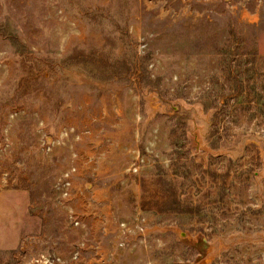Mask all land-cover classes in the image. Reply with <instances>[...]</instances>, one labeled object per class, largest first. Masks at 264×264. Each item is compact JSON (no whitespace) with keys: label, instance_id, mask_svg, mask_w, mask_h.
Listing matches in <instances>:
<instances>
[{"label":"rangeland","instance_id":"374dc122","mask_svg":"<svg viewBox=\"0 0 264 264\" xmlns=\"http://www.w3.org/2000/svg\"><path fill=\"white\" fill-rule=\"evenodd\" d=\"M14 204L0 264H264V0H0Z\"/></svg>","mask_w":264,"mask_h":264},{"label":"crops","instance_id":"0c3cea01","mask_svg":"<svg viewBox=\"0 0 264 264\" xmlns=\"http://www.w3.org/2000/svg\"><path fill=\"white\" fill-rule=\"evenodd\" d=\"M18 208L16 204L12 205L11 209H8V207H0V223L4 227V230H0V245L2 246V250L15 247L13 244L19 238L20 228L17 222L20 215Z\"/></svg>","mask_w":264,"mask_h":264},{"label":"water","instance_id":"95a60500","mask_svg":"<svg viewBox=\"0 0 264 264\" xmlns=\"http://www.w3.org/2000/svg\"><path fill=\"white\" fill-rule=\"evenodd\" d=\"M38 264H44L43 262H40V263H38Z\"/></svg>","mask_w":264,"mask_h":264}]
</instances>
